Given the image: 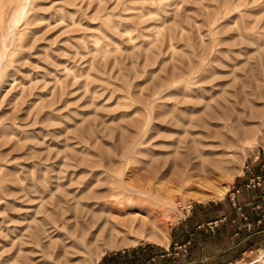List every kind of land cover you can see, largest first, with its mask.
<instances>
[{"label":"rangeland","instance_id":"1","mask_svg":"<svg viewBox=\"0 0 264 264\" xmlns=\"http://www.w3.org/2000/svg\"><path fill=\"white\" fill-rule=\"evenodd\" d=\"M17 1L0 0V264L170 251L264 147V0H30L21 18ZM247 245L233 264H264V235Z\"/></svg>","mask_w":264,"mask_h":264},{"label":"crops","instance_id":"2","mask_svg":"<svg viewBox=\"0 0 264 264\" xmlns=\"http://www.w3.org/2000/svg\"><path fill=\"white\" fill-rule=\"evenodd\" d=\"M250 163L255 172L264 175V168H261L264 166V147L258 149L256 154L253 153ZM235 189L238 190L237 204L254 224L264 211L256 209L263 190L244 189L242 178L238 180ZM186 213L187 221L174 227L170 251L162 247L148 255L143 246H138L104 253L95 264H233L239 251L241 252L254 238L264 235L262 227L253 226L250 231L243 228L244 222L238 217L229 198L220 203L193 206ZM221 219L225 221L217 227L207 228V224ZM175 244L188 245V254L177 257L175 254L178 253H172L175 251Z\"/></svg>","mask_w":264,"mask_h":264},{"label":"built area","instance_id":"3","mask_svg":"<svg viewBox=\"0 0 264 264\" xmlns=\"http://www.w3.org/2000/svg\"><path fill=\"white\" fill-rule=\"evenodd\" d=\"M262 169L264 166L261 167ZM241 178L244 180V189L246 190H263V193L260 195V203L256 206V209H263L264 210V175L261 173H257L252 168V164L248 163L243 167V175ZM238 191H231L228 196L229 200L231 201V205L233 209L238 214V217L244 222L243 228L250 231L253 226L255 227H262L264 228V211L261 214V216L256 219L254 224H252L249 220L247 215L244 213L243 209L237 204L236 197H237ZM191 206H189L186 210H189ZM225 219H221L218 221H215L213 223L207 224L206 226L209 229H213L214 227H217L218 224L224 222ZM181 248H185L184 246H179L178 249L181 250ZM177 255V254H175Z\"/></svg>","mask_w":264,"mask_h":264},{"label":"bare ground","instance_id":"4","mask_svg":"<svg viewBox=\"0 0 264 264\" xmlns=\"http://www.w3.org/2000/svg\"><path fill=\"white\" fill-rule=\"evenodd\" d=\"M29 1L30 0H18L17 1V9H16V11H14V12H16L15 14V16H17L18 18H21L22 17V15H23V12L25 11V8H26V6L28 5V3H29ZM9 4V3H8ZM11 17V16H10ZM16 25V24H15ZM7 34V33H6ZM5 34V35H6ZM8 35V34H7ZM6 37V36H5ZM4 39V38H3ZM3 39H1V40H3ZM1 42V41H0ZM1 44V43H0ZM3 45V44H2ZM1 45V46H2ZM257 46V45H256ZM258 48V47H257ZM259 49H260V47H259ZM261 49H263V47L261 48ZM256 50H258V49H256ZM259 51V50H258ZM257 51V52H258ZM2 56V55H1ZM1 58V57H0ZM2 59V58H1ZM264 67V66H263ZM242 103V102H241ZM247 132V131H246ZM222 135V134H221ZM220 135V136H221ZM209 138V137H208ZM216 138L217 137H215V138H213L214 140H216ZM210 139H212V138H210ZM216 142V141H215ZM228 143V142H227ZM229 145V144H228ZM218 147V146H217ZM219 151V150H218ZM218 151H216V152H218ZM210 152H211V149H210ZM212 152H214V151H212ZM211 152V153H212ZM202 153V152H201ZM206 153V152H205ZM177 154V153H176ZM203 154V153H202ZM202 154L200 155V156H202ZM207 155H208V153H207ZM211 156V155H210ZM202 158V157H201ZM209 158V157H208ZM187 160V159H186ZM192 161V160H191ZM201 161H202V167H203V162H204V160H202L201 159ZM167 162V161H166ZM193 164V163H192ZM199 163H195V165H194V168H196L197 167V165H198ZM167 165V164H166ZM170 167V166H169ZM199 167V166H198ZM183 168V167H182ZM200 168V167H199ZM188 169V168H187ZM127 191V190H126ZM135 192V191H134ZM131 193V192H130ZM132 194V193H131ZM225 194V192L222 190V191H217V192H215L214 194H213V196H210L209 197V199H221L222 197H223V195ZM208 198V197H207ZM196 200L197 201H200V200H202V198H198L197 199V197H196ZM120 225L123 227V229L124 230H127L129 233L130 232H132L131 234H136L137 233V235H138V233L139 232H142V231H144L145 229H146V225L141 221H139L138 223H135V221H122L121 223H120ZM26 227V226H25ZM112 227H110L109 229H108V237H113V236H111L112 235V233H113V230L111 229ZM123 230V231H124ZM102 231V230H101ZM115 231V230H114ZM126 231V232H127ZM101 233V232H100ZM125 233V232H124ZM114 235H115V233H113ZM101 236V235H100ZM116 236V235H115ZM136 238V239H135ZM134 239H133V241H130V243L129 244H136L137 242H138V238L137 237H135ZM112 239H114V237L112 238ZM113 241V240H112ZM115 241V240H114ZM161 242L162 243H167L168 242V240H167V238H165V237H163L162 239H161ZM106 243H109V244H111V241H110V239L109 240H107L106 241ZM123 244V243H122ZM126 245H128V243L126 244ZM107 248H109L108 246H107ZM103 255V253L100 255V256H98L97 257V259H96V261L97 260H99L100 259V257Z\"/></svg>","mask_w":264,"mask_h":264}]
</instances>
